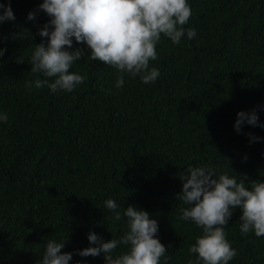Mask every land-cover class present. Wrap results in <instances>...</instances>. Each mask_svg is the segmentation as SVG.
<instances>
[{"label": "trees", "instance_id": "1", "mask_svg": "<svg viewBox=\"0 0 264 264\" xmlns=\"http://www.w3.org/2000/svg\"><path fill=\"white\" fill-rule=\"evenodd\" d=\"M188 2L180 43L162 34L156 45L155 82L124 73L123 87H115L121 73L87 59L86 44L74 40L86 55L70 71L86 79L72 92H52L25 87L46 78L30 70L35 44L47 42L38 34L50 19L38 10L43 0H0L15 15L0 24V113L8 117L0 122V264H40L49 239L66 241L69 264H106L103 253L77 250L93 246L91 231L119 239L128 205L157 219L168 248L160 264H196L189 248L203 230L181 218L180 175L205 167L238 182L246 174L248 187L264 181V0ZM188 28L196 30L192 39ZM240 111H255L259 125L237 132ZM240 214L235 209L225 226L237 253L229 264H264V236L242 234Z\"/></svg>", "mask_w": 264, "mask_h": 264}, {"label": "clouds", "instance_id": "2", "mask_svg": "<svg viewBox=\"0 0 264 264\" xmlns=\"http://www.w3.org/2000/svg\"><path fill=\"white\" fill-rule=\"evenodd\" d=\"M0 9H4L0 12V24L15 20L10 4H0ZM38 10L50 17L38 32L47 42L35 44L30 70L46 78L37 77L26 82L25 87L31 90L47 86L52 92H72L86 79L70 71L74 62L86 55L85 48H73L74 40L86 44L90 51L87 59L101 61L121 73L115 87H123L124 73L133 78L140 75L145 84L155 82L160 72L150 66V61L158 58L156 45L161 35L179 44L192 15L188 0H43ZM27 18L34 20L36 11L29 12ZM195 36L196 30L188 28V39ZM5 51L0 48V57ZM47 78L54 79L49 82ZM237 116V132L242 131L245 123L259 125L255 111H240ZM7 119L6 114L0 113V122ZM185 173L180 175L184 181L182 191L176 194L186 205L181 218L191 220L203 230L189 252L196 254V264H229L237 253L226 239L225 226L235 209H241L242 234L254 231L257 237L264 236V181H253L248 187L246 174L238 182L227 173L217 178L212 169L205 167L189 168ZM105 206L114 221L122 219L114 199L106 200ZM123 216L127 218L128 230L119 239L105 241L91 231L88 239L93 246L77 250V254L96 257L103 253L106 264H160L168 248L158 237L157 219L133 205L127 206ZM65 243L49 239L40 264H69L73 252L62 251ZM118 248L126 250L114 255Z\"/></svg>", "mask_w": 264, "mask_h": 264}]
</instances>
